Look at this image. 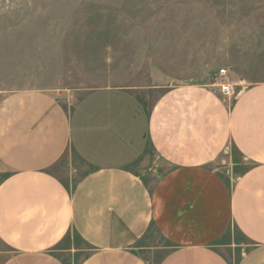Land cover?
<instances>
[{
    "label": "crops",
    "instance_id": "0c3cea01",
    "mask_svg": "<svg viewBox=\"0 0 264 264\" xmlns=\"http://www.w3.org/2000/svg\"><path fill=\"white\" fill-rule=\"evenodd\" d=\"M151 88L150 106L144 88L103 87L69 110L46 90L2 94L0 264H151L142 250L165 251L154 264H264V82L234 101ZM67 151L87 168L73 187L53 171ZM150 229L163 247L139 244ZM71 232L89 248L78 262L85 250H58Z\"/></svg>",
    "mask_w": 264,
    "mask_h": 264
},
{
    "label": "rangeland",
    "instance_id": "374dc122",
    "mask_svg": "<svg viewBox=\"0 0 264 264\" xmlns=\"http://www.w3.org/2000/svg\"><path fill=\"white\" fill-rule=\"evenodd\" d=\"M219 69L264 82V0H0V98L41 89L69 110L91 90L135 87L150 106L162 91L151 87H209ZM53 171L73 187L87 168L67 151ZM73 248L85 250L76 262L89 252L71 232L58 250ZM141 252L154 264L165 251Z\"/></svg>",
    "mask_w": 264,
    "mask_h": 264
},
{
    "label": "built area",
    "instance_id": "2783aa9c",
    "mask_svg": "<svg viewBox=\"0 0 264 264\" xmlns=\"http://www.w3.org/2000/svg\"><path fill=\"white\" fill-rule=\"evenodd\" d=\"M243 82L231 76L227 70L219 69L209 87L227 100L234 101L243 89Z\"/></svg>",
    "mask_w": 264,
    "mask_h": 264
},
{
    "label": "trees",
    "instance_id": "16d2710c",
    "mask_svg": "<svg viewBox=\"0 0 264 264\" xmlns=\"http://www.w3.org/2000/svg\"><path fill=\"white\" fill-rule=\"evenodd\" d=\"M69 234H70V233H69ZM69 234L66 236V238L69 236ZM73 234H74V233H73ZM75 235H76V234H75ZM76 236H77V235H76ZM77 237H78V236H77ZM66 238L64 239V241L66 240ZM64 262H65V264H70V263H69L70 261H68V262H67V261H64Z\"/></svg>",
    "mask_w": 264,
    "mask_h": 264
}]
</instances>
